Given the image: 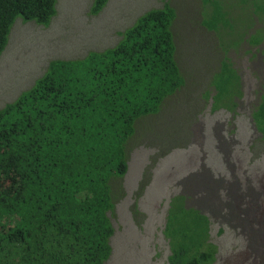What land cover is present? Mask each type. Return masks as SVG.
<instances>
[{
    "label": "trees",
    "instance_id": "obj_1",
    "mask_svg": "<svg viewBox=\"0 0 264 264\" xmlns=\"http://www.w3.org/2000/svg\"><path fill=\"white\" fill-rule=\"evenodd\" d=\"M108 1L93 0L91 14H100ZM206 2L214 14L208 27L230 29L221 0ZM56 3L0 0V57L18 18L47 27ZM175 18L165 4L144 13L110 49L81 60H52L29 90L0 109V264L110 260L112 181L128 172L135 125L158 113L185 84L176 59ZM230 73L235 75L232 65L223 61L217 75ZM227 84L230 77L218 82L217 99L229 91ZM253 117L264 131V97ZM167 223L169 264L217 261L207 216L182 203L169 211Z\"/></svg>",
    "mask_w": 264,
    "mask_h": 264
},
{
    "label": "rangeland",
    "instance_id": "obj_2",
    "mask_svg": "<svg viewBox=\"0 0 264 264\" xmlns=\"http://www.w3.org/2000/svg\"><path fill=\"white\" fill-rule=\"evenodd\" d=\"M221 2L229 12L230 29L208 27L213 5L206 0H109L98 15L91 14L93 0H57V14L49 26L29 22L23 38L17 39L18 27L14 24L11 30L8 44L12 45L6 49L16 47L7 62L9 68L0 63V109L29 90L52 60H81L116 46L121 34L152 9L169 4L176 12L172 30L185 84L164 101L158 113L140 118L135 125L127 145L128 172L112 181L115 210L110 217L115 235L106 264H169L167 217L184 202L182 184L203 175L217 177L227 165L226 148L216 147L219 126L234 125L242 170L264 201V131L258 128L253 108L225 109L241 92L234 68L235 75H217L227 61L246 78L255 79L252 92L264 91V0ZM53 33L59 44L50 43L56 38ZM23 62V73H30L22 78L18 74L15 82L11 74ZM229 77V91L219 100L217 84ZM251 97L254 104L259 103L258 95ZM216 103L223 109L213 110ZM203 164L208 171L201 169ZM203 190L194 198L205 203L202 215L209 218L210 238L218 246L214 264H260L251 236L261 226L248 218L257 201L246 207L235 198L230 205L221 193ZM249 223L257 227L253 232Z\"/></svg>",
    "mask_w": 264,
    "mask_h": 264
},
{
    "label": "flooded vegetation",
    "instance_id": "obj_3",
    "mask_svg": "<svg viewBox=\"0 0 264 264\" xmlns=\"http://www.w3.org/2000/svg\"><path fill=\"white\" fill-rule=\"evenodd\" d=\"M232 67L237 72V78L240 82L239 87L241 88L240 95L235 97L233 101H231V104L228 105L225 109L233 110L234 107L241 108L242 106H245L246 108H253L254 112L257 110V108L262 103V98L264 97V91L258 92L257 90L252 92V89L255 88V79L253 77H245V75L241 74L239 71L236 70L234 65L232 64ZM264 87V86H263ZM245 88L249 91H247V95L245 93ZM251 90V92H250ZM252 94L258 95L259 103L252 102ZM223 109L222 107L220 110ZM254 120V119H253ZM228 124L219 126L217 129V133L215 134V138L217 139V148H226L225 151V162L227 163L225 170L222 171L217 177H210L207 175L196 177V179H192V181L184 182L182 185L186 188V191H183L181 193L180 197L184 198V206L186 209L190 210H197L201 214L202 212V205L205 203H201V198H194L196 195H198L203 189H208L213 191L214 193H221L226 200H228V203L231 205L232 200L235 198H239L244 205H247L246 207L250 206L253 201H255V198L257 196L260 197L261 195L263 197V194L255 193V191L251 188L250 181L246 178L244 171L242 170L241 165V159L239 160V154L237 149V141H236V135L233 132L234 125L230 124V128L226 127ZM211 133V132H210ZM209 133V134H210ZM192 162H196L195 159L192 160ZM216 164V163H215ZM201 169H206V166L203 164L200 165ZM205 170V173L207 171ZM191 189L190 190V187ZM203 188V189H202ZM204 192V190L202 191ZM201 195V194H200ZM190 196V197H189ZM191 196L193 198H191ZM254 198V199H253ZM256 198V201H257ZM217 201V199H216ZM255 201V202H256ZM228 208H230L229 205H227Z\"/></svg>",
    "mask_w": 264,
    "mask_h": 264
},
{
    "label": "bare ground",
    "instance_id": "obj_4",
    "mask_svg": "<svg viewBox=\"0 0 264 264\" xmlns=\"http://www.w3.org/2000/svg\"><path fill=\"white\" fill-rule=\"evenodd\" d=\"M261 200L262 197L257 198V208H254L250 211L248 218L249 220L251 219L250 221H252L253 223L255 222L257 225L261 226V230L255 231L251 237L253 249L261 260V262L259 261V263L264 264V201L261 202ZM249 227L253 229L252 232L257 228L256 225L253 226L252 223H249Z\"/></svg>",
    "mask_w": 264,
    "mask_h": 264
},
{
    "label": "crops",
    "instance_id": "obj_5",
    "mask_svg": "<svg viewBox=\"0 0 264 264\" xmlns=\"http://www.w3.org/2000/svg\"><path fill=\"white\" fill-rule=\"evenodd\" d=\"M34 24H36V23H34ZM28 25H29V22H25L23 19H19L16 23H15V26H14V28L15 27H18L17 28V32H18V34H17V36H16V39L17 38H23V36H24V34L27 32V30L29 29L28 28ZM36 25H38V24H36ZM14 28H13V30H14ZM43 33V32H42ZM54 34V33H53ZM104 36H106V35H108L107 33H104L103 34ZM54 37H56L57 38V35L56 34H54ZM48 38V37H47ZM54 38V40L52 39L51 41H50V43H54V44H59L60 42H61V40H60V42H59V38ZM46 42V40H44V43ZM12 44H8V48L11 46ZM16 46H12V48L11 49H9L8 50V48L6 49V51L4 52V54H3V56L1 57V59H0V63H1V61H3V65H4V67L3 68H9L8 67V65H7V62H8V60L10 59V57H11V55H12V52H13V48H15ZM13 53H15V52H13ZM28 66L30 67V65L29 64H27V69H28ZM26 66L24 65V62H23V64H21V65H17L16 66V68H15V70H16V72L15 73H12L11 75H14V80H15V82H16V77L18 76V74L20 75V78H22L24 75H28L29 73H30V70L28 71L27 70V72H24L23 73V68H25ZM24 74V75H23Z\"/></svg>",
    "mask_w": 264,
    "mask_h": 264
},
{
    "label": "water",
    "instance_id": "obj_6",
    "mask_svg": "<svg viewBox=\"0 0 264 264\" xmlns=\"http://www.w3.org/2000/svg\"><path fill=\"white\" fill-rule=\"evenodd\" d=\"M112 240V239H111Z\"/></svg>",
    "mask_w": 264,
    "mask_h": 264
}]
</instances>
